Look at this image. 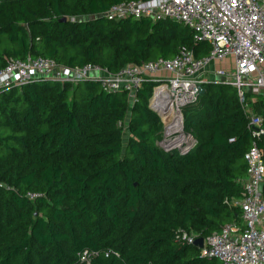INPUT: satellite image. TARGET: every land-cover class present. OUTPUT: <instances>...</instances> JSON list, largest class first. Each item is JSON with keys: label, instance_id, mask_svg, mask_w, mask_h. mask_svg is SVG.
I'll return each mask as SVG.
<instances>
[{"label": "trees", "instance_id": "obj_1", "mask_svg": "<svg viewBox=\"0 0 264 264\" xmlns=\"http://www.w3.org/2000/svg\"><path fill=\"white\" fill-rule=\"evenodd\" d=\"M120 1L0 0V69L10 57L42 55L116 72L182 48L196 57L211 50L172 18L103 15ZM156 84L146 79L132 105L95 80L37 77L1 90L0 264H73L86 248L119 255L84 264H213L175 234L241 220L231 202L247 172L248 118L236 87L208 82L183 107L195 146L165 150L149 106ZM254 109L264 116L263 95ZM260 145L264 152V138Z\"/></svg>", "mask_w": 264, "mask_h": 264}, {"label": "built area", "instance_id": "obj_2", "mask_svg": "<svg viewBox=\"0 0 264 264\" xmlns=\"http://www.w3.org/2000/svg\"><path fill=\"white\" fill-rule=\"evenodd\" d=\"M103 15L110 20L172 18L188 25L196 42H209L211 50L196 57L193 50L182 48L171 58L126 64L116 72L95 63L68 66L42 55L10 57L0 69V92L37 77L60 83L95 80L107 92H127L132 105L144 81L151 79L157 84L149 103L165 111L160 115L164 126L159 146L188 151L196 140L184 132V105L195 101L199 87L208 82L236 87L251 134L245 153L247 172L239 179L242 192L231 202L241 209V220L226 222L208 235L180 227L175 239L195 245L213 264H264V152L260 145L264 116L254 109L258 97L264 96V0H124L112 4ZM219 61L224 66H216ZM163 84L164 89H156ZM199 237H203L201 245L196 242ZM102 252L119 255L113 248H86L73 264L90 263Z\"/></svg>", "mask_w": 264, "mask_h": 264}, {"label": "water", "instance_id": "obj_3", "mask_svg": "<svg viewBox=\"0 0 264 264\" xmlns=\"http://www.w3.org/2000/svg\"><path fill=\"white\" fill-rule=\"evenodd\" d=\"M66 18L67 17L64 16V17L61 18V20H66ZM199 89H200V92H203L205 88H204V86L201 85L199 87ZM149 106L151 107V109H153L154 111L158 112L159 115L163 116L165 114V111H161L160 108H158V107H156V106H154V105H152L150 103H149ZM261 189H264V183L261 184ZM196 242L201 245L202 242H203V237H199Z\"/></svg>", "mask_w": 264, "mask_h": 264}, {"label": "rangeland", "instance_id": "obj_4", "mask_svg": "<svg viewBox=\"0 0 264 264\" xmlns=\"http://www.w3.org/2000/svg\"><path fill=\"white\" fill-rule=\"evenodd\" d=\"M216 66H221V65H223V64H221L220 62H216V64H215ZM164 126V125H163ZM163 126H162V128H163ZM124 132H125V139L128 137V131H127V127H125L124 128ZM188 135V134H187ZM186 139H189V138H187L186 137Z\"/></svg>", "mask_w": 264, "mask_h": 264}, {"label": "bare ground", "instance_id": "obj_5", "mask_svg": "<svg viewBox=\"0 0 264 264\" xmlns=\"http://www.w3.org/2000/svg\"><path fill=\"white\" fill-rule=\"evenodd\" d=\"M164 88H165V85L163 84V85L157 87L156 89H157V90H162V89H164ZM178 120H179V118H178ZM173 127H174V128H177V127H180V126H179V125H173L172 128H173ZM180 128H181V127H180ZM182 134H183V133H182Z\"/></svg>", "mask_w": 264, "mask_h": 264}, {"label": "crops", "instance_id": "obj_6", "mask_svg": "<svg viewBox=\"0 0 264 264\" xmlns=\"http://www.w3.org/2000/svg\"><path fill=\"white\" fill-rule=\"evenodd\" d=\"M221 64H223V65H221V66H224V62H222V61H219Z\"/></svg>", "mask_w": 264, "mask_h": 264}]
</instances>
